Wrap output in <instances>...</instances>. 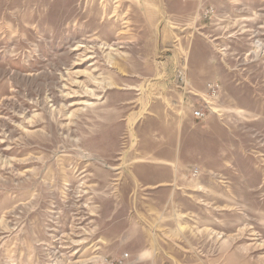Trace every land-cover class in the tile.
<instances>
[{
    "label": "rangeland",
    "instance_id": "374dc122",
    "mask_svg": "<svg viewBox=\"0 0 264 264\" xmlns=\"http://www.w3.org/2000/svg\"><path fill=\"white\" fill-rule=\"evenodd\" d=\"M163 1L0 0V264H264V0ZM174 59L231 130L217 171L154 183L131 117Z\"/></svg>",
    "mask_w": 264,
    "mask_h": 264
},
{
    "label": "crops",
    "instance_id": "0c3cea01",
    "mask_svg": "<svg viewBox=\"0 0 264 264\" xmlns=\"http://www.w3.org/2000/svg\"><path fill=\"white\" fill-rule=\"evenodd\" d=\"M205 2H211L220 9L230 0H165L160 6L164 8L172 21L196 22L200 20L196 12ZM187 11L191 14H187ZM206 21L209 22V20ZM180 50L181 47H178L175 53L178 61L181 56ZM168 67L170 68L165 76L169 93L168 104L156 100L155 97L144 96L141 99L139 92V100H142L139 101L141 108L131 117L132 121L139 124L141 144L138 154L135 155L137 161L134 173L136 171L138 177L143 180H154V183H161L170 178H184L186 174H193L196 171L200 174L205 171L204 169L210 172L217 171L219 168L215 167L222 164L219 154L226 148L224 141L229 139L231 130L219 116L221 114L219 111H223L219 104L216 106L217 113L198 121L191 107L192 104H197L199 96L185 95L177 87L176 72L181 67L180 63L174 59L173 64ZM213 81L222 84L217 79H207L198 86L192 81L191 84L198 93L203 92L207 84ZM157 84L159 86V83L152 79L151 84L148 81H142L137 83L136 87L132 84L129 87L130 89L135 87L140 91V89H153ZM222 92L221 89V97ZM194 158L199 159V165L190 162Z\"/></svg>",
    "mask_w": 264,
    "mask_h": 264
},
{
    "label": "built area",
    "instance_id": "2783aa9c",
    "mask_svg": "<svg viewBox=\"0 0 264 264\" xmlns=\"http://www.w3.org/2000/svg\"><path fill=\"white\" fill-rule=\"evenodd\" d=\"M203 15L206 19L211 20L216 15V7L212 3H203ZM177 87L185 95L199 96L197 104H192V111L194 117L199 120L207 119L218 112L216 106L220 99L221 84L219 82H210L207 84L206 89L203 92H195L191 81L188 77V67L181 65L176 72ZM197 173V171H196Z\"/></svg>",
    "mask_w": 264,
    "mask_h": 264
}]
</instances>
